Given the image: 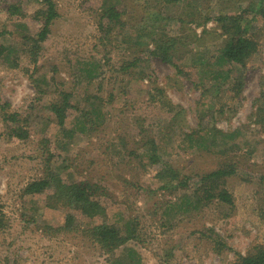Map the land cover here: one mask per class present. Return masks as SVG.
<instances>
[{
	"label": "rangeland",
	"instance_id": "rangeland-1",
	"mask_svg": "<svg viewBox=\"0 0 264 264\" xmlns=\"http://www.w3.org/2000/svg\"><path fill=\"white\" fill-rule=\"evenodd\" d=\"M54 2L59 14L33 62L23 35L37 33L46 1L0 0V39L11 50L0 58V264H233L264 246V127L256 120L264 108V0ZM113 3L125 12L104 35L100 13ZM251 8L256 51L245 66L218 63L226 34L215 17ZM62 91L78 106L64 123L77 128L72 136L50 107ZM89 109L96 126L86 130L79 120ZM9 113L27 137L9 133ZM224 165L235 172L217 185L233 204L195 194L198 177ZM165 166L190 184L163 180ZM51 174L99 185L105 217L47 205L52 189L25 191ZM93 221L129 227L131 236L109 250L91 235Z\"/></svg>",
	"mask_w": 264,
	"mask_h": 264
},
{
	"label": "trees",
	"instance_id": "trees-1",
	"mask_svg": "<svg viewBox=\"0 0 264 264\" xmlns=\"http://www.w3.org/2000/svg\"><path fill=\"white\" fill-rule=\"evenodd\" d=\"M46 1V6L39 9L35 17L41 20L42 24L37 33L34 36L23 35L25 39H30L27 43L28 47L24 51H28L30 58L33 62L37 61L39 52L42 47V43L46 40L50 32V25L52 21L58 16V11L56 9V4L54 0H44ZM174 1V0H169ZM11 13L20 12L14 5L10 6ZM254 12L251 9H244L239 14H219L215 18L219 22L220 27L224 30L226 38L223 45L220 47L217 54V62H224L231 65L245 66L247 59L256 51L258 42L251 35H249V22L247 20L248 13ZM125 12V5L120 3H113L105 6L100 15L99 26L104 35L109 34L115 25L121 22V16ZM170 46H167L169 48ZM160 48H162L159 43L155 48L151 49L152 53L160 54ZM10 48L0 39V58H4L10 53ZM138 58H134L127 65H121V68L127 69L128 65H133L136 63ZM15 64V62H13ZM231 70H225L224 74L220 69H217L215 73L223 78H228L230 76ZM217 78V77H216ZM161 91V88H158ZM62 101L53 102L50 107L60 125V132L65 136H72L76 131L75 128L65 127V120L68 116L74 114L78 108L77 104L70 100L71 93L62 91ZM81 111V110H80ZM256 120L262 123L264 127V108H259L256 111ZM17 113H9L5 116L7 120H11L9 125V133L11 135L17 136L19 138H25L28 136V129L21 124V119L17 118ZM26 121V118H23ZM81 127H94L96 126V114L94 109H89L87 111H82ZM264 130V129H263ZM197 133V132H192ZM192 133H188L187 137L190 139H196ZM212 135H215L212 134ZM197 140V139H196ZM210 143L214 144V139H210ZM209 140L207 142H209ZM151 162H158L157 144L154 139H151ZM50 158L52 153H49ZM49 158V159H50ZM235 172V167L227 168L224 166L217 167L214 170L201 174L196 180L198 186L195 189V194H206V198H211L213 196L221 199V201L233 204L232 196L230 192L227 191L222 185H217V181L225 175H229ZM159 175L163 180L168 182L171 179H176L178 186H183L186 188L190 183V176H180V173L174 167H161L158 171ZM157 173V174H158ZM261 180H264V174H259L258 176ZM47 189H52V192L47 194V205L50 206H64L73 209L75 213H80L90 218H102L106 215V206L102 202V191L99 190V185L94 184L86 179H80L72 181L70 183L63 182L59 176L50 175V177L42 178L36 181L30 182L25 191L27 193H40L45 192ZM76 215L72 212L67 214L65 219V225L69 226L74 221ZM91 235H93L96 240L105 246L107 249L111 250L118 245L124 243L131 236L132 229L126 228V232H121L120 227L115 224H108L104 221L97 223L93 221L92 226L89 228ZM233 264H264V246H258L255 248L254 252H250L246 255L239 256L238 259Z\"/></svg>",
	"mask_w": 264,
	"mask_h": 264
}]
</instances>
